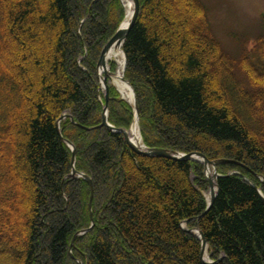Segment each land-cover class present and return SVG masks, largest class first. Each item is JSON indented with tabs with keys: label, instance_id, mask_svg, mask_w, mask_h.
<instances>
[{
	"label": "trees",
	"instance_id": "obj_1",
	"mask_svg": "<svg viewBox=\"0 0 264 264\" xmlns=\"http://www.w3.org/2000/svg\"><path fill=\"white\" fill-rule=\"evenodd\" d=\"M138 2L122 50L143 144L236 163L217 164L204 213L202 164L138 155L99 127L97 62L120 0H0V264H205L195 227L216 264H264V40L241 81L199 0ZM107 108L131 126L112 87Z\"/></svg>",
	"mask_w": 264,
	"mask_h": 264
},
{
	"label": "rangeland",
	"instance_id": "obj_2",
	"mask_svg": "<svg viewBox=\"0 0 264 264\" xmlns=\"http://www.w3.org/2000/svg\"><path fill=\"white\" fill-rule=\"evenodd\" d=\"M199 1L206 8L211 35L231 61L236 78L242 80L238 67L242 51H250L259 38L264 40V0ZM19 110L23 111V107ZM0 111L6 116L4 109Z\"/></svg>",
	"mask_w": 264,
	"mask_h": 264
},
{
	"label": "water",
	"instance_id": "obj_3",
	"mask_svg": "<svg viewBox=\"0 0 264 264\" xmlns=\"http://www.w3.org/2000/svg\"><path fill=\"white\" fill-rule=\"evenodd\" d=\"M132 2V6H133V10H132V15H131V20L129 22V24L127 25V27L125 29H122L121 27H119V29L117 30V32L115 33V35L110 39V41L104 46V48L102 49L100 56H99V60H98V71L100 72V70H104V78L102 79L104 88H105V92H106V97L105 100L107 101V92H108V88H107V79L108 77L111 75V73H109L108 71L105 70V57L106 54L109 52L110 48L115 44H120L121 42H123L126 39V36L129 32V29L131 28V26L133 25L137 14H138V10H139V2L138 0H131ZM134 106H135V112H136V118L138 117V112H137V105H136V100L134 98ZM67 116H62L61 118H59V120L56 122V128L58 131V134H60L59 131V122L61 120H63L64 118H66ZM71 123H73V121L71 120ZM100 127H106L109 130L113 131V132H117L123 135L125 142L130 146V148L138 155L141 156H145V157H166V158H170L173 160H185V161H198L201 162L203 161V165L205 170L212 168V175L211 176H207L206 175V182L208 183V188H209V198L207 199V208L205 210L204 213H206V211L211 207L213 201L215 200L216 196H217V185H216V180L220 177V175L217 174V171L215 169L216 167V163L213 161H208L203 155L199 154V153H192V154H187V155H178L176 153L173 152H169L167 150H163V149H143L142 147H137L136 145H134L128 138L127 136V132L121 129H115L113 128L111 125L108 124L107 122V106H104L103 109V113H102V123L100 125ZM61 141H64L61 138ZM71 150H72V157H71V166H72V176H78V177H82L83 179H85L89 185L92 188V184H91V180L83 175V174H79L77 172H75L74 170V164H75V149L73 148V146H71L68 142H66ZM224 163H236L234 161H222ZM92 190H91V197H90V202H89V208H91V200H92ZM91 222H92V218H91ZM90 229L84 230L81 233H78L74 236V238L78 235H82L85 234L86 232H88ZM189 233L191 234H196L201 242V260L203 262H205V260L203 259V255L205 252V249L207 247L206 241L202 235V233L197 229L194 228L192 230L189 231ZM222 258H219L218 262H221ZM210 264L211 262H205ZM216 264V263H214Z\"/></svg>",
	"mask_w": 264,
	"mask_h": 264
},
{
	"label": "bare ground",
	"instance_id": "obj_4",
	"mask_svg": "<svg viewBox=\"0 0 264 264\" xmlns=\"http://www.w3.org/2000/svg\"><path fill=\"white\" fill-rule=\"evenodd\" d=\"M122 2L125 7V18L122 24V27L124 28L128 25L131 19L132 3H131V0H122ZM105 61H106V64H108V62H113L116 65H118L115 70V75L112 77V83L117 88V90L120 92L122 98L132 104L133 102L132 92L129 86L122 79L123 55L121 51V46L119 44L115 43L110 48L109 52L106 54ZM107 68H108V65H107ZM128 138L133 144L141 145V138H140V134L138 132V128L136 125L131 127V130H129ZM206 174L210 175V171L206 170ZM205 195L207 196V193H205ZM207 254L208 253L205 251L204 253L205 259L207 258Z\"/></svg>",
	"mask_w": 264,
	"mask_h": 264
}]
</instances>
